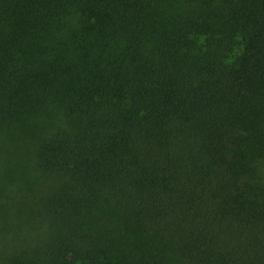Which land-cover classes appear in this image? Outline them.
<instances>
[{"label":"trees","instance_id":"trees-1","mask_svg":"<svg viewBox=\"0 0 264 264\" xmlns=\"http://www.w3.org/2000/svg\"><path fill=\"white\" fill-rule=\"evenodd\" d=\"M0 264H264V0H0Z\"/></svg>","mask_w":264,"mask_h":264}]
</instances>
